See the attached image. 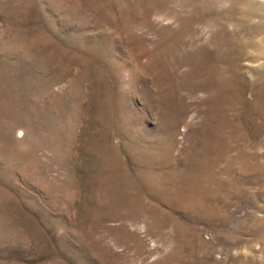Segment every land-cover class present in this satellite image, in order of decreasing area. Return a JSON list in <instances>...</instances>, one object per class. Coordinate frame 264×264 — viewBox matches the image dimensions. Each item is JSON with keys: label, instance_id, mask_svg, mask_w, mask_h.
I'll use <instances>...</instances> for the list:
<instances>
[{"label": "rangeland", "instance_id": "374dc122", "mask_svg": "<svg viewBox=\"0 0 264 264\" xmlns=\"http://www.w3.org/2000/svg\"><path fill=\"white\" fill-rule=\"evenodd\" d=\"M0 264H264V0H0Z\"/></svg>", "mask_w": 264, "mask_h": 264}]
</instances>
